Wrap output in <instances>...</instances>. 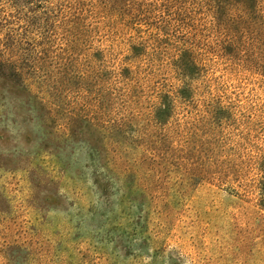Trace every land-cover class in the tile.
Masks as SVG:
<instances>
[{"label":"rangeland","instance_id":"1","mask_svg":"<svg viewBox=\"0 0 264 264\" xmlns=\"http://www.w3.org/2000/svg\"><path fill=\"white\" fill-rule=\"evenodd\" d=\"M0 55V264H264V0H0Z\"/></svg>","mask_w":264,"mask_h":264},{"label":"trees","instance_id":"2","mask_svg":"<svg viewBox=\"0 0 264 264\" xmlns=\"http://www.w3.org/2000/svg\"><path fill=\"white\" fill-rule=\"evenodd\" d=\"M151 11L150 10H144L143 14L142 15H149L151 14L150 13ZM68 22L65 23V25L67 24ZM69 24V23H68ZM71 24V23H70ZM53 25V29L50 31L49 35L47 37H43V38H47V42H43L42 43V48L40 49H36V47L33 49V51L35 52L33 57H32V53H27L26 56V63H27V68H31L32 67V70L34 73H36L39 68H38V65L39 64H44L45 67L46 66H51L52 63H54V58H55V52L57 50V48H60V44H63V43H56V41H60V40H64V45L67 46L66 44V39H62L61 36H59L57 30L59 29V26H54V22L52 23ZM78 25V19H76V21H73L72 22V26H73V29L75 28L74 26H77ZM77 31V29L75 30V32ZM60 37V38H59ZM15 42V40H14ZM71 42V41H69ZM32 44L34 46H36L37 44L36 43H33ZM15 44L11 43V45L9 47H14ZM4 49L5 51L9 50L8 48V45L7 46H4ZM32 52V51H31ZM7 60L4 59L2 57V55H0V65L1 64H4V65H7ZM31 65V67H30ZM12 67V66H11ZM12 77H15V76H18L21 80L20 82H22L21 84L23 85L24 87V90L25 92H27L29 94V96L32 94L31 91H30V88L28 86V84L25 83V79H22V70H19L18 67L14 66L13 68H11V71H10ZM9 76V75H8ZM45 76V75H43Z\"/></svg>","mask_w":264,"mask_h":264}]
</instances>
